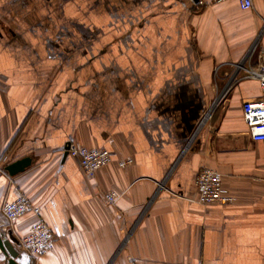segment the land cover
Masks as SVG:
<instances>
[{"label":"crops","instance_id":"crops-1","mask_svg":"<svg viewBox=\"0 0 264 264\" xmlns=\"http://www.w3.org/2000/svg\"><path fill=\"white\" fill-rule=\"evenodd\" d=\"M204 1L0 0V162L31 159L0 171L21 264L38 216L1 211L19 192L56 237L32 264H264V142L243 117L262 91L238 69L264 54V0ZM73 140L112 161L89 175ZM203 167L234 202L197 201Z\"/></svg>","mask_w":264,"mask_h":264},{"label":"built area","instance_id":"built-area-1","mask_svg":"<svg viewBox=\"0 0 264 264\" xmlns=\"http://www.w3.org/2000/svg\"><path fill=\"white\" fill-rule=\"evenodd\" d=\"M196 5L205 4L204 0H192ZM222 2L226 0H212ZM243 10L254 9V0H238ZM258 42H254L245 60L238 65V69H244L245 76L257 79L262 91L259 99L245 100L243 102V117L248 126V132L255 141L264 142V54L257 53V61L251 62L250 56L256 52ZM246 65V63H248ZM209 116V115H208ZM207 120V118H206ZM68 154L79 160L81 168L89 175H94L99 169L108 165L112 161L109 149L104 147H87L78 141L68 143ZM4 158L0 162V171L5 169ZM133 158L122 159L119 164L126 167L132 164ZM162 186V185H161ZM195 186L198 192L197 201L203 204H230L235 198L223 185V175L210 167H203L195 178ZM121 194L111 192L106 195L110 204H116ZM1 211L6 216L10 225L26 214L32 213L36 220L32 223L30 232L18 239L20 251L29 258L36 260L38 257L54 250L56 237L49 224L41 218V208L36 205L24 192H19L14 200H4Z\"/></svg>","mask_w":264,"mask_h":264},{"label":"water","instance_id":"water-1","mask_svg":"<svg viewBox=\"0 0 264 264\" xmlns=\"http://www.w3.org/2000/svg\"><path fill=\"white\" fill-rule=\"evenodd\" d=\"M66 153L68 154V145L66 146ZM30 164H31V159L29 157H26L6 165L5 170L9 173L10 176H15L16 174L24 171ZM15 241L18 244V239L15 238ZM0 249L5 254L6 261L8 262V264H21L18 260L20 255L19 250L7 237L6 233L2 230L1 227H0Z\"/></svg>","mask_w":264,"mask_h":264},{"label":"rangeland","instance_id":"rangeland-1","mask_svg":"<svg viewBox=\"0 0 264 264\" xmlns=\"http://www.w3.org/2000/svg\"><path fill=\"white\" fill-rule=\"evenodd\" d=\"M26 259H27V257H26ZM24 261H26V260H24ZM30 261H31V259H30V260L28 259V262H29V263H30ZM28 262H27V263H28ZM29 263H28V264H29ZM31 264H32V261H31Z\"/></svg>","mask_w":264,"mask_h":264}]
</instances>
